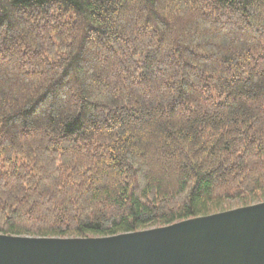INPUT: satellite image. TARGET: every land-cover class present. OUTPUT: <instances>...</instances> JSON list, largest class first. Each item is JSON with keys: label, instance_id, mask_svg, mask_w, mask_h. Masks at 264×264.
Listing matches in <instances>:
<instances>
[{"label": "trees", "instance_id": "1", "mask_svg": "<svg viewBox=\"0 0 264 264\" xmlns=\"http://www.w3.org/2000/svg\"><path fill=\"white\" fill-rule=\"evenodd\" d=\"M263 200L264 0H0V233Z\"/></svg>", "mask_w": 264, "mask_h": 264}, {"label": "water", "instance_id": "2", "mask_svg": "<svg viewBox=\"0 0 264 264\" xmlns=\"http://www.w3.org/2000/svg\"><path fill=\"white\" fill-rule=\"evenodd\" d=\"M0 264H264V200L110 235L0 233Z\"/></svg>", "mask_w": 264, "mask_h": 264}, {"label": "rangeland", "instance_id": "3", "mask_svg": "<svg viewBox=\"0 0 264 264\" xmlns=\"http://www.w3.org/2000/svg\"><path fill=\"white\" fill-rule=\"evenodd\" d=\"M236 206H238V203H237V202H232L230 208H232V207H236Z\"/></svg>", "mask_w": 264, "mask_h": 264}]
</instances>
